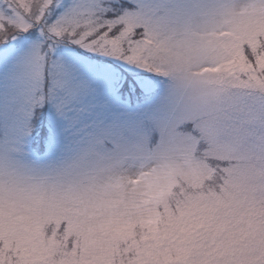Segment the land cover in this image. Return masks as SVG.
<instances>
[{"label":"snow or ice","instance_id":"6c2138e0","mask_svg":"<svg viewBox=\"0 0 264 264\" xmlns=\"http://www.w3.org/2000/svg\"><path fill=\"white\" fill-rule=\"evenodd\" d=\"M0 264H264V0H0Z\"/></svg>","mask_w":264,"mask_h":264}]
</instances>
